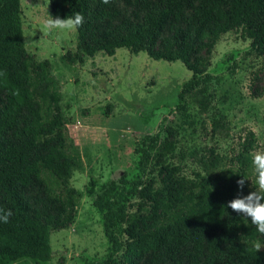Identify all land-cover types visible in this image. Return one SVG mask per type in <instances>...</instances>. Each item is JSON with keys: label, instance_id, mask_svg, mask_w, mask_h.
I'll return each instance as SVG.
<instances>
[{"label": "rangeland", "instance_id": "374dc122", "mask_svg": "<svg viewBox=\"0 0 264 264\" xmlns=\"http://www.w3.org/2000/svg\"><path fill=\"white\" fill-rule=\"evenodd\" d=\"M200 3L115 0L109 8L113 18L98 17L93 24L98 35L107 29L122 30L124 23H137L152 9L165 15L158 46L175 29L188 31L195 39L193 30L206 17L199 13ZM19 9L23 58L38 75L36 92L49 87L41 68L45 74L59 77L60 100L53 108L59 126L44 131L35 152L43 154L58 141L67 146L75 163L67 180L73 190V210L71 221L49 235V259L1 255V264H90L103 259L108 251L102 231L105 210L94 204L95 199H112L113 229L124 244L129 235L143 229L142 222H148L150 216L162 219L157 204L165 198L173 211L179 197L197 195L208 187L227 185L232 199L255 190L252 155L264 151V56L244 54L249 39L239 29L207 34L202 47L195 39L197 48L189 61L200 59V70L218 78L187 94L186 108L177 110V91L192 73L179 60H154L142 50L122 47L111 55L97 49L86 57L76 47L75 31H41L51 17L50 0H19ZM86 43H91L89 37ZM232 60L237 67L229 74L225 67ZM4 102L1 92L0 106ZM26 116L27 110H23L22 118ZM248 131L254 135L252 148L248 147ZM153 132L158 139L142 182L131 189L130 181L141 175L144 145ZM245 152L249 166L241 157ZM242 176L245 185L241 190L236 181ZM19 194L29 214L52 212L56 205L52 193L36 178L22 186ZM221 219L229 230L228 240L215 253L204 247L196 254L189 243L169 252L160 249L143 254L134 263L239 264L234 250L239 224L250 220L230 208ZM255 241L264 244V235L256 231ZM107 264H123L122 249Z\"/></svg>", "mask_w": 264, "mask_h": 264}, {"label": "trees", "instance_id": "16d2710c", "mask_svg": "<svg viewBox=\"0 0 264 264\" xmlns=\"http://www.w3.org/2000/svg\"><path fill=\"white\" fill-rule=\"evenodd\" d=\"M114 1L104 4L101 0H50V15L63 19L80 12L84 16V24L75 30V41L78 50L86 57H92L97 49L111 55L115 48L122 47L132 52L142 50L154 60H179L192 73L177 91L174 105L177 110L186 108L187 94L218 78V75L200 70L199 66L203 65L200 59L189 61L197 48L195 39L200 41L198 47H202L201 41L207 34L239 29L241 36L249 39L244 54L264 56V0H200L199 13L206 17L203 18L204 24L193 30L196 38H192L188 31L175 29L160 40L159 46L157 38L164 11L157 14L148 9L137 23H124L122 30L107 29L103 34H96L93 20L113 18L114 12L109 8ZM86 37L91 43H86ZM23 53L19 0H0V93L5 95V102L0 106V199L3 202L0 209L11 211L7 223L0 221V256L6 255L10 259L31 256L47 260L51 256V231L65 227L72 219L73 190L67 180L75 163L61 141L52 144L43 154L35 152L44 131L59 126L53 109L60 100L59 77L45 74L41 68V76L49 82V87L36 92L38 75L32 73ZM236 67L232 60L226 65L225 72L232 74ZM23 110H27L26 119L22 118ZM247 133L248 147L252 148L254 135L251 131ZM157 139L156 132L148 136L141 175L130 181L131 189L142 182V174ZM241 157L249 166L247 153ZM33 178L39 179L52 193L56 203L52 212L28 213V205L19 190ZM232 198L224 184L199 190L197 195L179 197L173 211L169 210V200L165 198L157 204L162 219L150 216L148 222H142L143 229L129 235L124 244L113 229L116 213L112 199H95L94 204L105 210L102 231L108 241V251L103 259L90 264H107L120 249L123 264H135L134 258L143 254L160 249L169 252L189 243L196 254H201L204 247L215 253L228 240L229 230L221 216ZM239 227V240L234 248L237 262L264 264V250H255L254 226L251 222L241 221ZM217 228L219 233L215 234Z\"/></svg>", "mask_w": 264, "mask_h": 264}, {"label": "clouds", "instance_id": "9594fccd", "mask_svg": "<svg viewBox=\"0 0 264 264\" xmlns=\"http://www.w3.org/2000/svg\"><path fill=\"white\" fill-rule=\"evenodd\" d=\"M107 4L109 0H101ZM84 16L80 12H76L73 16L66 18H49L44 22L41 31L50 33L53 30L59 31H75L84 24ZM252 164L256 172L255 190L249 192L245 196H238L227 202V207L238 215L250 220L258 233L264 235V151H257L252 155ZM238 187L242 190L245 185V178L236 181ZM0 221L7 223L11 211L0 209ZM264 244L256 243L255 250L259 251Z\"/></svg>", "mask_w": 264, "mask_h": 264}]
</instances>
